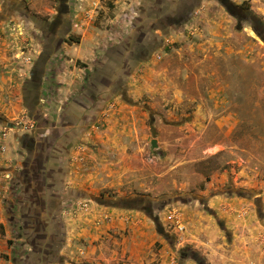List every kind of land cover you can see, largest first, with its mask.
<instances>
[{"label":"rangeland","instance_id":"1","mask_svg":"<svg viewBox=\"0 0 264 264\" xmlns=\"http://www.w3.org/2000/svg\"><path fill=\"white\" fill-rule=\"evenodd\" d=\"M18 2L0 47L33 68V180L0 264H110L114 210L151 225L145 264H264V0Z\"/></svg>","mask_w":264,"mask_h":264},{"label":"crops","instance_id":"2","mask_svg":"<svg viewBox=\"0 0 264 264\" xmlns=\"http://www.w3.org/2000/svg\"><path fill=\"white\" fill-rule=\"evenodd\" d=\"M2 1L6 3L7 7L11 6V4L15 6L19 4L18 0ZM3 19L2 15H0V29L3 28L2 25L6 24V20ZM9 23L15 26L19 25L17 19H9ZM6 54L7 51H2L0 47V117L2 116L6 121L13 122L15 120L18 123L16 124V128L12 126L11 130H4L5 128L1 125L3 121L0 119V224L3 225V227L6 226L4 220L6 218L4 201L6 203L10 200V193L16 188L20 191H24L26 183L33 180L30 179L32 177L30 173V171H32L31 163L26 161L27 157L24 156L29 153L32 154V150H30L29 146H25V139L28 138V134L25 130L17 126L23 121L26 123V118L28 117L27 113L30 111L25 93V85L33 80V68L27 69L25 66L18 67V65H14L8 57H6ZM46 70L44 74L48 71ZM55 80L54 77V82ZM47 81H49V79H47ZM37 105L38 103L35 105L36 108L38 107ZM34 112L35 111L32 110V115L35 114ZM60 128L61 125L57 122L54 124V129H49L51 131L49 134L54 138L52 139L54 142H59ZM32 134L33 133H31V135ZM4 145H7L8 148ZM6 176H8V178ZM51 183L52 181L47 185L50 186V189ZM31 186H34V184ZM44 186H46L45 183ZM14 195L18 196V199H14L13 202H19L20 194L16 193ZM113 212L112 215H115L116 218L107 223V228L109 226L115 229V233L128 231V235L125 236L120 243H116L117 247L113 248L114 251L111 250L112 252L110 254L112 255H110L108 262L110 264H122V260L124 259V261L129 262L127 264H145L147 255L150 251L147 235L149 230H151V225L147 219L138 215L133 216L131 212L121 210H114ZM134 218H136V220H133ZM129 231H131V233H129ZM153 242H155V240ZM126 262L124 263L126 264Z\"/></svg>","mask_w":264,"mask_h":264},{"label":"water","instance_id":"3","mask_svg":"<svg viewBox=\"0 0 264 264\" xmlns=\"http://www.w3.org/2000/svg\"><path fill=\"white\" fill-rule=\"evenodd\" d=\"M151 146H152V147H155V143H154V142H152V143H151Z\"/></svg>","mask_w":264,"mask_h":264},{"label":"flooded vegetation","instance_id":"4","mask_svg":"<svg viewBox=\"0 0 264 264\" xmlns=\"http://www.w3.org/2000/svg\"><path fill=\"white\" fill-rule=\"evenodd\" d=\"M62 43H63V40H62Z\"/></svg>","mask_w":264,"mask_h":264}]
</instances>
